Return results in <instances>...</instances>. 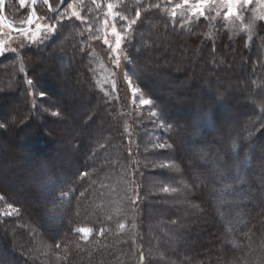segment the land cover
I'll use <instances>...</instances> for the list:
<instances>
[{"label":"trees","instance_id":"obj_1","mask_svg":"<svg viewBox=\"0 0 264 264\" xmlns=\"http://www.w3.org/2000/svg\"><path fill=\"white\" fill-rule=\"evenodd\" d=\"M120 1L124 14L131 17L136 15L131 8H138L141 0ZM47 2L52 7V0ZM148 3L149 0L144 2L141 9H146ZM86 4L91 5L88 2ZM154 4H161L162 8L168 6L166 0H155ZM154 4L149 15L147 12L143 14L140 24L144 25L147 20H151L153 25L157 26L159 23L160 27L170 30L175 24L168 25L169 21L164 18L161 7L154 11ZM7 5L8 0L5 2L6 18L14 22L25 18L26 10L19 12L14 4L9 5L10 8ZM45 12L48 13V10L40 11ZM162 18L165 20H161ZM59 25L65 32L68 31L67 23ZM72 29L75 32L81 31V27L77 25ZM160 32L162 33L161 30ZM160 32L157 35L160 36ZM222 32L220 30L216 34L221 38ZM73 37V43L68 39L64 41L66 44L54 49L51 44L44 48L51 57L44 60L48 73L54 69L59 77L60 66L56 65L58 61L55 57L61 51L66 56L69 53L77 54L73 46L79 49L82 38L81 35L78 38ZM180 38L167 47H153L150 58L145 52L140 54L151 65L146 69L148 76H144L145 87L161 103L162 111L166 114L165 124L170 140L177 150L175 157L180 160V168L184 172L188 187L190 186V193L184 194L187 200L181 207L160 205L166 211L169 208L171 216L168 215L171 220L168 216L155 218L156 224L157 221H163L161 232L156 230L157 227L149 232L147 226L143 227V224L154 219V215L153 211L147 214L143 207L146 196L141 187L142 180L138 182V198L132 203L129 175L132 167L137 168L138 164L132 161L129 142L125 141L120 130L116 136L110 135V129L105 131L104 135L109 136V140H100L103 149L98 145L95 151L81 144L80 139L77 141L73 137L67 138L70 147L66 149L73 155L105 157L107 151H117L122 155H114L104 161L103 166L94 167L91 166L89 158L77 161L76 157L70 156L66 160L63 154H55L56 145L61 142H58L61 138L59 131H54L51 138L44 135L50 129L51 123L55 124L66 116L65 109L72 106L67 100L62 103L63 107L55 111L59 112L58 117H48L37 112V115L29 117V124L19 126L15 122L18 127H11V122L3 119L9 127L2 129L0 126V134L12 138L0 148V154H14V148L18 147L24 152L25 162L19 161V165L13 158L2 160L0 176L4 180H0V189L4 191L5 201L28 215L31 224L41 233V243L35 241V249H41L44 243L48 253L42 248L43 251L35 255L37 264H264V106L252 109L253 102L264 105V87L255 88L251 85L252 81L264 83V44L256 46L252 54L246 55L243 46L233 48L224 43L220 45V53L215 56L210 43L198 45L189 39L180 45ZM200 56L204 57L203 61L196 60ZM19 57L22 58L23 53L5 57L0 60V65L12 64ZM82 57L86 60L85 55ZM247 58L252 59L256 69L253 64L246 66L243 61ZM181 60L184 61L182 64ZM209 62L216 64L219 74H224L227 68L231 72L225 75V80H221L220 75L211 69L204 73L193 69L200 63L208 66ZM41 69L34 72V75L40 74L45 80L48 74H41ZM211 73L213 76H210ZM65 74L70 75L72 80H77L75 71H65ZM188 75H194L195 79L181 85ZM242 76L251 79L250 82H241ZM85 81L88 87L92 85V91L89 90L85 96L91 99L90 104L93 106L97 92L89 76ZM26 82H21L23 89ZM60 85L58 81L45 80L43 89L48 100L53 92L57 95L60 93ZM79 85L81 83L78 80V87ZM170 85L180 89V94H173ZM219 85L224 90H219L217 97H212L203 90H211ZM81 88L86 91L85 87ZM170 96L182 101L175 105L169 100ZM75 98L79 103L83 101L82 97ZM19 99V95L4 94L0 116H8L5 107L11 105L12 100ZM215 100L219 102L215 103ZM101 109H106L103 103ZM19 115L26 114L20 112ZM39 116L44 118L45 127L39 128ZM226 120H231L232 123L222 127ZM238 121L242 124L236 128ZM94 123H89V128L97 131L90 134L83 132L88 141H94L100 131V127ZM61 126H65L68 131L72 128L69 124ZM17 135L19 140L15 138ZM37 151L42 152V155H38ZM49 158L55 161L51 163ZM184 164L189 167H184ZM202 164L212 168L205 170ZM12 165H19V174H11ZM25 172L32 176L29 177ZM8 175L12 176L9 178ZM168 175L172 181L178 179L174 174ZM21 182L25 183L21 185ZM12 186L21 187L24 191L14 194L12 190L15 188ZM221 190L224 193L218 192ZM216 198L221 204L217 203ZM28 199L30 201L27 203ZM237 201L247 203L228 212L229 203ZM226 202L228 205H223ZM26 204L34 206L29 209ZM57 226L60 229L55 230ZM80 228L92 229V235L84 239L78 232ZM147 232L154 237V245L148 238L147 241L144 240L148 237ZM200 241L203 243L198 244ZM25 243L20 245L22 250L26 249L28 243L23 247ZM15 248L0 230V264H31L25 258H19ZM23 253L26 254L24 250Z\"/></svg>","mask_w":264,"mask_h":264},{"label":"rangeland","instance_id":"obj_2","mask_svg":"<svg viewBox=\"0 0 264 264\" xmlns=\"http://www.w3.org/2000/svg\"><path fill=\"white\" fill-rule=\"evenodd\" d=\"M146 1L141 0L138 8L136 6L131 8L133 13H136L131 17L121 11L120 0H64L61 8V0H52V7L45 0H24L23 4H21V0H8L9 5L14 4L19 12L26 10L24 12L25 18L20 22L16 20L14 22L6 18L14 30L20 31L28 28L34 21L35 12L38 17L34 25L28 30L14 32L7 27L2 17L4 0H0V60L7 56L23 53V57L17 58L16 62L7 66L0 65V107H2L4 94L19 95L20 97L18 101L12 100V104L5 107L8 116L4 118L0 116V126L3 127L2 129H7L9 125L18 127V125L15 126V122L19 126L29 124V117L34 116V114L37 115V112L46 114L48 117H54L53 113L58 111L61 106L63 107L62 103L67 100L72 106L65 109L67 110L65 112L66 116L55 124L51 123L50 129L46 130L44 135L51 138L54 131H59V137L61 138L58 142H61L57 143L55 154L57 156L63 154V158L66 160L70 156L76 157L77 161L82 160V158H89L91 166L94 167L96 165L103 166L104 161L114 157V155L117 157L118 152L111 153L107 151L105 157L94 155L88 157L84 154L73 155L70 150L66 149L70 147L67 138L73 137L77 141L80 139L81 144L87 146L91 151H95L98 145L101 146L100 140L103 138L109 140V136L104 135L105 131L110 129L111 136H116L121 131L125 141L129 142L132 161L138 164L137 168L134 166L132 171L130 170V189H132L130 198H132L134 204L138 198V188L140 187L138 182L142 180L141 187L146 196L143 207L146 208L147 214L153 211L154 219L143 224L144 226L141 225L144 228L147 226L148 232L150 229L154 230L155 227H157L158 232H161L163 221H157L156 224L154 222L155 218L167 217L170 211H168L169 208L167 211L161 209L160 205L181 207L187 200L184 194L190 193V186L188 187L184 172L180 168L182 166L179 165L180 160L175 157V151L177 150L170 140L169 131L165 124L166 114L162 111L161 103L145 87L146 79L144 76H148L146 69L151 65L146 63L147 59L140 56V54L145 52L150 58L152 57V51H154L153 47H167L180 37V45L186 43L189 39L198 45L210 43L212 53L215 56L220 53V45H224V43H228L233 48L243 46L246 55L252 54L256 46L264 44V0H248L246 3L245 0H233L232 3H228L227 0H166L168 6L163 8L160 6L161 4H154L155 0H149L148 7L143 10L141 6ZM87 2L91 5L88 6ZM153 4L155 6L154 11L160 10L161 7V12L165 15L164 18L169 21L168 25L170 23L171 25L175 24L172 27L173 29L160 27L159 23H157V26L156 24L153 25L151 20H147L144 25L140 24L143 14L152 11L150 8ZM109 5H111V8H109ZM37 10L39 11L37 12ZM42 10H48V13H40ZM87 10L89 11L87 12ZM56 11L57 13H54ZM48 14L53 16H48ZM164 18L161 20L164 21ZM133 20L136 21L135 24L131 23ZM16 22L18 25H16ZM64 22L68 24L66 26L68 27L67 32L59 25ZM74 25L81 27V31L75 32V29H72ZM220 30L223 31L221 38L216 34ZM158 32H160V36L157 35ZM80 35L82 44L79 45V49L73 46L77 54L69 53L66 56L61 51L55 57L58 61L56 65L60 66L61 76L58 77V73L54 69L48 73V69L44 66V60L51 57L46 54L44 48L51 44L52 49H54L59 45L66 44L64 41L68 39L73 43L74 39L71 38H74L73 36L78 38ZM118 38L121 41L120 48L116 47ZM54 39L55 41H53ZM27 51L31 52L28 53ZM82 55L86 56V60ZM196 60L203 61L204 57L200 56ZM62 61L64 62L62 63ZM212 61L214 62V59ZM182 62L184 61L181 60V64ZM213 62H209L208 66L203 63L197 64L193 69L203 73L211 69L219 74L220 70ZM243 62L246 63V66L253 64L250 58L245 59ZM171 65L173 64L171 63ZM252 66L255 69L257 67L254 64ZM262 67L264 69V62ZM38 69H41V74L43 72L48 74L45 80L58 81L61 84L60 93L57 95L53 92L51 99L49 98L50 100L44 94L45 80L40 77V74L34 75V72L36 73ZM65 71L67 73L75 71L77 80H72V77L66 75ZM229 72H231L230 68L225 69L224 74L221 72L219 74L220 79L225 80V75ZM88 76L92 79L93 88L97 92L96 97L92 98L94 100L93 106L90 104L91 99L89 100L85 96L89 90L92 91V85L88 87L85 81ZM210 76H213V74L211 73ZM244 77L240 78L241 82H250L251 79ZM192 79H195V76L188 75L186 81L182 82L181 85ZM24 80L27 82L26 87L23 89L21 82ZM29 80L32 81L31 84ZM78 80L81 83L80 87H78ZM68 85L70 88H68ZM251 85L255 88L257 86L259 88L264 87V83L259 81H252ZM81 87H85L86 91L82 90ZM170 90L173 94H180L181 92L180 89L171 85ZM203 90L209 92L213 97L218 94L219 90H224V87L219 85L211 90ZM75 97H82L83 101L79 103ZM144 99L149 100L151 103L148 105L142 104L141 101ZM169 100H172L175 105L180 104L178 101H182L175 98V96H170ZM216 102L219 101L215 100ZM102 103L106 109H101ZM229 103L232 104V102ZM262 106L264 105L253 102L252 109H259ZM20 112L26 115L20 116ZM55 113L59 114V112ZM56 117L58 116L56 115ZM250 118L251 116L248 119ZM3 119L11 122V124L7 125L3 122ZM93 121L100 127V131L94 141H88L83 132L87 131L90 134L97 131L94 128H89L88 124ZM230 121L226 120V123H222L221 126L230 125L232 123ZM37 124L40 126L39 128L41 126L45 127V120L42 116L37 117ZM62 124H69L72 126L71 130L68 131L65 126L62 127ZM241 124L242 122L238 121L236 128L240 127ZM11 138L12 136L0 134V148ZM15 138L19 140L18 135ZM182 147L184 148L183 144ZM101 148L103 149L102 146ZM37 153L42 155V152L37 151ZM52 154L53 152L50 153V155ZM191 154L194 156L193 153ZM120 156L122 157V155ZM6 158H13V161L16 160L17 163L19 161L25 162L24 152L18 147L14 148V154H0V166L3 164L2 160ZM49 161L52 163L55 160L49 158ZM185 166L186 168L189 167V165L184 164ZM17 167L11 166V174H19L20 171ZM202 167L205 170L212 168L210 166L206 167L204 164H202ZM141 168L142 171L140 172ZM25 174L28 175L26 172ZM168 174H174V177L176 176L178 179L175 178L172 181ZM11 176L8 175L9 178ZM1 179L4 180L0 176ZM24 183L21 182V185ZM13 188H15L12 190L14 194L24 191L21 187L14 186ZM218 192L224 193L222 190ZM212 196L214 199V195ZM29 201L28 199L27 203ZM216 201L221 204L217 198ZM244 203L247 202L229 203L228 212ZM223 205L227 206L228 202ZM33 206L27 205V208L31 209ZM169 216L168 219L171 220V216ZM168 222L171 224V221ZM32 224L28 215H24L17 207L5 201L4 191L0 189V230L3 236H7L16 247V254L19 258H25L31 264H37L35 255L43 250L47 252V249L44 243H42L43 250L42 248L35 249V241L41 243L39 239L41 233ZM56 229H60V227L57 226ZM78 232L84 239H88L92 235V229L89 228H80ZM148 232L146 233L148 237H145L144 240L147 241L148 238V241L151 240L150 243L154 245L152 243L154 237ZM22 242L29 244V246L28 244L26 246V243L22 244L23 247L26 246V249H23L26 254L23 253L22 246H20ZM201 243L203 242H198V244Z\"/></svg>","mask_w":264,"mask_h":264},{"label":"snow or ice","instance_id":"obj_3","mask_svg":"<svg viewBox=\"0 0 264 264\" xmlns=\"http://www.w3.org/2000/svg\"><path fill=\"white\" fill-rule=\"evenodd\" d=\"M45 2H47V0H45ZM227 2H228V3H232L233 0H227ZM246 2H248V0H245V3H246ZM23 3H24V0H21V4H23ZM109 8H111V5H109ZM201 14H202V13H201ZM137 15H139V13H137ZM121 19H123V18H121ZM29 23H31V21H29ZM131 23H132V24H135L136 21L133 20V21H131ZM116 47H117V48H120V47H121V41H120L119 38L116 40ZM29 83L31 84L32 81L29 80ZM141 103L144 104V105H148V104H150L151 102H150L149 100H147V99H144V100L141 101ZM53 115L56 116V115H58V114L54 112Z\"/></svg>","mask_w":264,"mask_h":264},{"label":"water","instance_id":"obj_4","mask_svg":"<svg viewBox=\"0 0 264 264\" xmlns=\"http://www.w3.org/2000/svg\"><path fill=\"white\" fill-rule=\"evenodd\" d=\"M63 4H64V0H61L60 8L63 6ZM32 7H33V6H32ZM34 12H35V10H34ZM54 13H57V11L54 12ZM2 17H3V19L5 20L7 27L10 28V29H11L12 31H14V32H21V31H26V30H28L29 28H31V27L34 25V23H35L36 20L38 19L37 14H36V12H35L34 21L31 23V25H30L28 28H26V29H24V30H20V31L14 30V29L11 27V25L7 22V19H6V17H5V0H4L3 8H2Z\"/></svg>","mask_w":264,"mask_h":264}]
</instances>
